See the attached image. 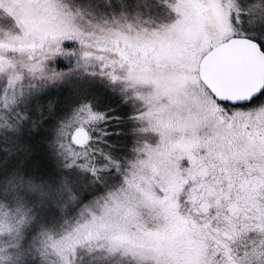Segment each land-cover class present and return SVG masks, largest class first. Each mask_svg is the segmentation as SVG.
I'll return each instance as SVG.
<instances>
[{
    "label": "snow or ice",
    "instance_id": "obj_1",
    "mask_svg": "<svg viewBox=\"0 0 264 264\" xmlns=\"http://www.w3.org/2000/svg\"><path fill=\"white\" fill-rule=\"evenodd\" d=\"M0 264H264V0H0Z\"/></svg>",
    "mask_w": 264,
    "mask_h": 264
}]
</instances>
